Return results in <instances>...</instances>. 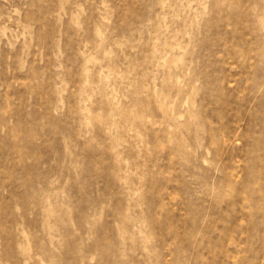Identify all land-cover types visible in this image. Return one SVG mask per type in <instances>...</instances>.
<instances>
[{
	"label": "rangeland",
	"instance_id": "rangeland-1",
	"mask_svg": "<svg viewBox=\"0 0 264 264\" xmlns=\"http://www.w3.org/2000/svg\"><path fill=\"white\" fill-rule=\"evenodd\" d=\"M0 264H264V0H0Z\"/></svg>",
	"mask_w": 264,
	"mask_h": 264
}]
</instances>
